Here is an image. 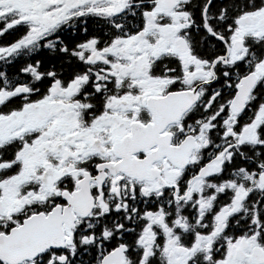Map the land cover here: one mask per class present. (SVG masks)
<instances>
[{"label": "snow or ice", "instance_id": "obj_1", "mask_svg": "<svg viewBox=\"0 0 264 264\" xmlns=\"http://www.w3.org/2000/svg\"><path fill=\"white\" fill-rule=\"evenodd\" d=\"M0 264H264V0H0Z\"/></svg>", "mask_w": 264, "mask_h": 264}, {"label": "flooded vegetation", "instance_id": "obj_2", "mask_svg": "<svg viewBox=\"0 0 264 264\" xmlns=\"http://www.w3.org/2000/svg\"><path fill=\"white\" fill-rule=\"evenodd\" d=\"M88 27H89V34H91L92 32H95L98 28H99V25H97V24H95V23H90L89 25H88ZM84 33L83 32H81L76 38L77 39H83L84 38ZM7 39L8 40H13V39H15V37L14 36H9V37H7ZM5 71H7V72H9L10 74L12 73V72H14L15 71V69H12V68H8V67H5ZM233 79H235V74H234V77H233ZM215 88L217 89V90H222V91H224V94H225V97L227 98V96L231 93V89H229V88H227L226 86H221L220 84H216L215 85ZM255 111V109H249L248 110V114H247V116H245V120H247L248 119V117H250L251 115H252V113ZM191 175V174H190ZM226 176H227V174H225ZM194 210L193 209H187V212H193ZM187 212H186V214H187Z\"/></svg>", "mask_w": 264, "mask_h": 264}]
</instances>
